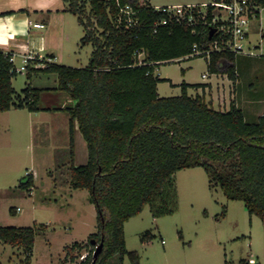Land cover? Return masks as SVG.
Returning a JSON list of instances; mask_svg holds the SVG:
<instances>
[{
	"label": "trees",
	"instance_id": "trees-1",
	"mask_svg": "<svg viewBox=\"0 0 264 264\" xmlns=\"http://www.w3.org/2000/svg\"><path fill=\"white\" fill-rule=\"evenodd\" d=\"M64 1L84 29L80 45L92 46L87 66L30 65L28 82L20 94L13 87L18 73L12 70L11 52L0 51V112L40 110L41 89L30 84L32 73H55L57 89L75 101L67 109L71 123L69 184L89 191L97 212V231L85 243L65 246L66 255L59 264L75 263L82 251L88 253L83 264H92L96 245L102 241L95 264H109L116 255L140 264L138 251L127 249L125 224L147 205L154 218L173 214L178 208L175 175L184 169L202 167L210 188L220 187L227 199L244 202L249 215L264 223V115L248 121L234 103L228 110H217L203 95L188 94V88L205 85L183 82L179 96L158 93V84L167 81L156 74L159 64L207 49L209 26H200L196 33L178 24L155 27L164 14L146 0H121L139 10L137 27L126 26L116 0ZM241 59L227 51L212 52L208 70L225 73L235 83ZM75 121L88 149V161L79 167L73 163ZM20 186L33 189L32 173L21 179ZM47 230L48 225L42 223L0 226V242L22 250L20 264H32L36 237ZM152 237L147 233L142 241ZM239 264H248V260Z\"/></svg>",
	"mask_w": 264,
	"mask_h": 264
},
{
	"label": "rangeland",
	"instance_id": "rangeland-1",
	"mask_svg": "<svg viewBox=\"0 0 264 264\" xmlns=\"http://www.w3.org/2000/svg\"><path fill=\"white\" fill-rule=\"evenodd\" d=\"M91 52L90 46L82 48L72 65L86 66ZM245 59L249 65H242L238 72L240 88L238 84L227 87L220 81L210 83L204 97L213 108L228 109L234 97L249 115L264 111V92L260 102L252 103L242 88V83L249 81L258 88L264 86V59ZM17 64L20 66L18 61ZM156 74L167 80L159 84L161 97L181 95L179 84L183 81L207 83L219 76L209 72L204 56L160 63ZM26 82L25 71L20 72L13 79V87L21 94ZM188 92L196 96L193 87ZM27 113L18 109L0 115V226L52 223L45 234L36 237L32 264H58L66 244L82 241L96 230V210L90 203L89 191L73 189L69 184V148L63 146L62 138L52 156L40 151L39 137L31 136ZM31 145L36 147V163L31 161ZM32 171L35 185L27 191L20 181ZM175 185L178 208L173 214L154 218L151 205H147L125 224L127 249L138 251L140 264H239L250 257L264 264V223L258 216L249 215L244 202L227 199L220 187L210 188L202 167L178 171ZM11 208L20 210L12 214ZM147 233L153 237L143 242ZM22 260V250L0 242V264H20ZM109 264H130V260L116 255Z\"/></svg>",
	"mask_w": 264,
	"mask_h": 264
},
{
	"label": "crops",
	"instance_id": "crops-1",
	"mask_svg": "<svg viewBox=\"0 0 264 264\" xmlns=\"http://www.w3.org/2000/svg\"><path fill=\"white\" fill-rule=\"evenodd\" d=\"M146 1H148L149 4L152 6H174L181 4L210 3L208 2V0H146ZM36 23H42L44 24V27L37 28L33 25ZM83 36H84L83 27L78 22L77 16L68 10V5L64 0H0V51H3L5 53L8 52L15 53L18 63H20L21 61V56L29 53H33L41 56L53 55L55 58L54 61L58 64H63L72 67H79V66H73L72 61L74 60V58L78 56L82 48L88 46L92 47L91 45H87L84 47L80 45V40ZM241 57H242L241 64L249 65L248 63L249 61H247L244 56ZM89 59H88V63H89ZM25 74L26 77H28L27 72H25ZM217 75L219 76L216 77L213 81H209L207 83H190V82H186V83L190 85H194V84L205 85L206 87L194 88L196 91V95L199 94L203 96H205L204 94L205 91H207L208 88L210 87V83L213 84V82H215L216 84L218 81L224 82V84H226L227 87H229L231 84L232 85L238 84L237 87L240 88L239 83H237L239 77L234 83L229 77H224V75L227 76V74H223V77L220 76L221 73ZM29 81L33 87L41 89L40 97H39L40 110L36 112H30L27 110L28 112L27 116L30 118L29 127L31 131V136L33 138L39 137L38 146H41L40 151L49 155V157L52 156L54 153H56L55 151L56 147L60 141V138H62L63 140L62 143L64 144L63 146L69 148V158H70L71 123H70V115L67 112V109L73 107L75 101L71 98V96L68 93L57 89L58 78L55 73H44V72L32 73L31 79ZM159 84H158V91H159ZM172 85H174L173 82H171V86ZM179 85H181V83ZM242 86H243L242 88L245 89L246 95L250 102L256 103L261 101L263 97L262 94L264 92V86H260L258 88L253 83V81H249L247 84L242 83ZM257 89L262 92L258 93ZM187 91H189V88ZM233 98L234 97H232V100L229 102V108L232 103L240 106L238 103L235 102V99ZM207 103L209 102L207 101ZM12 110H18V109H11L9 111L0 112V115H4V116L8 115L11 113ZM19 110H26V109H19ZM244 112L246 117L250 118L251 120H255L259 116L264 115V111L256 114L251 113L250 115L245 110ZM59 120H62V123H60ZM73 138H74L73 163L76 167H79L87 163L88 149H87L86 141L82 133L80 132L78 123L76 121L73 123ZM35 148L36 147L34 145L33 146L31 145V150H32L31 161L34 163H36L37 160L36 159L37 153L35 151ZM30 173H32L33 175V180L35 185V179H36L35 172L32 171ZM96 220H97V212H96ZM51 224L52 223L47 224L48 228L49 226H51ZM95 227L96 230L94 232L88 233V235L84 240L74 241L71 244L75 242H80V243L87 242L89 235L97 231V224L95 225ZM67 245L68 244H66L65 246ZM65 246H64V250H65Z\"/></svg>",
	"mask_w": 264,
	"mask_h": 264
},
{
	"label": "built area",
	"instance_id": "built-area-1",
	"mask_svg": "<svg viewBox=\"0 0 264 264\" xmlns=\"http://www.w3.org/2000/svg\"><path fill=\"white\" fill-rule=\"evenodd\" d=\"M116 3L119 6L120 17L124 19L127 27L140 25L139 10L129 3L122 4L121 0H116ZM152 7L164 14L155 21V27L178 24L191 28L194 33L200 26H209L210 30H215L207 49H196L186 57L202 55L209 59L212 52L227 51L244 57L264 58V1L255 3L252 0H213L206 4ZM33 25L37 28L44 27L42 23ZM141 55L139 54V59ZM16 58V54L11 53L12 70L16 73L26 72L30 65L38 68L55 62L52 56L29 53L21 56L19 66ZM206 76L203 74V77ZM19 210L17 208V211ZM87 255V252L82 254L74 264H83ZM248 264L260 263L255 258H249Z\"/></svg>",
	"mask_w": 264,
	"mask_h": 264
},
{
	"label": "water",
	"instance_id": "water-1",
	"mask_svg": "<svg viewBox=\"0 0 264 264\" xmlns=\"http://www.w3.org/2000/svg\"><path fill=\"white\" fill-rule=\"evenodd\" d=\"M214 32H215L214 29H211L210 30V39L212 38ZM93 243H95V241H93ZM103 246H104L103 241L96 245V250L94 252V260H93V263L92 264H95V262H96V260H97V258L99 256V254L101 253V251L103 249Z\"/></svg>",
	"mask_w": 264,
	"mask_h": 264
}]
</instances>
